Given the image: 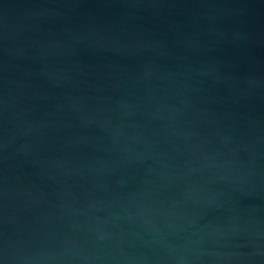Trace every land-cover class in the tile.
<instances>
[{"label": "water", "instance_id": "obj_1", "mask_svg": "<svg viewBox=\"0 0 264 264\" xmlns=\"http://www.w3.org/2000/svg\"><path fill=\"white\" fill-rule=\"evenodd\" d=\"M0 264H264V0H0Z\"/></svg>", "mask_w": 264, "mask_h": 264}]
</instances>
